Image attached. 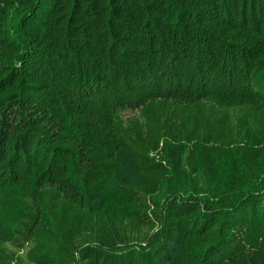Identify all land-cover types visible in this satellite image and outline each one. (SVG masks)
Listing matches in <instances>:
<instances>
[{
  "label": "trees",
  "instance_id": "1",
  "mask_svg": "<svg viewBox=\"0 0 264 264\" xmlns=\"http://www.w3.org/2000/svg\"><path fill=\"white\" fill-rule=\"evenodd\" d=\"M0 264H264V0H0Z\"/></svg>",
  "mask_w": 264,
  "mask_h": 264
},
{
  "label": "rangeland",
  "instance_id": "2",
  "mask_svg": "<svg viewBox=\"0 0 264 264\" xmlns=\"http://www.w3.org/2000/svg\"><path fill=\"white\" fill-rule=\"evenodd\" d=\"M182 175H185L184 173H181Z\"/></svg>",
  "mask_w": 264,
  "mask_h": 264
}]
</instances>
